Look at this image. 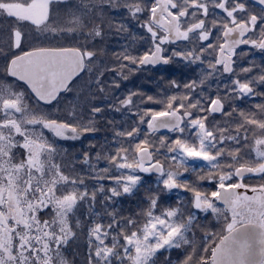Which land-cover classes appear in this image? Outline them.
I'll return each mask as SVG.
<instances>
[{
  "label": "snow or ice",
  "instance_id": "obj_1",
  "mask_svg": "<svg viewBox=\"0 0 264 264\" xmlns=\"http://www.w3.org/2000/svg\"><path fill=\"white\" fill-rule=\"evenodd\" d=\"M0 264H264V0H0Z\"/></svg>",
  "mask_w": 264,
  "mask_h": 264
}]
</instances>
